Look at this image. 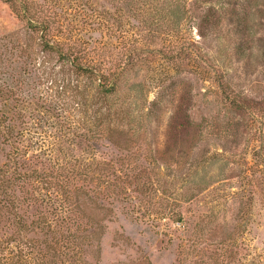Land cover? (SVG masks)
Instances as JSON below:
<instances>
[{"label": "rangeland", "instance_id": "374dc122", "mask_svg": "<svg viewBox=\"0 0 264 264\" xmlns=\"http://www.w3.org/2000/svg\"><path fill=\"white\" fill-rule=\"evenodd\" d=\"M0 264H264V0H0Z\"/></svg>", "mask_w": 264, "mask_h": 264}, {"label": "trees", "instance_id": "16d2710c", "mask_svg": "<svg viewBox=\"0 0 264 264\" xmlns=\"http://www.w3.org/2000/svg\"><path fill=\"white\" fill-rule=\"evenodd\" d=\"M52 49H53V47H51ZM60 57H62L61 59L62 60H66V58L63 56V55H61ZM70 57V59H71V56H69ZM67 61H70V60H67ZM71 63H73V65L75 66V67H77V70H79V71H81L82 73H85V72H87V68H82L80 65H78L77 64V59L76 58H74V59H71ZM89 71V70H88ZM102 77V79L103 80H105V78H103V76H101ZM102 85V84H101Z\"/></svg>", "mask_w": 264, "mask_h": 264}]
</instances>
